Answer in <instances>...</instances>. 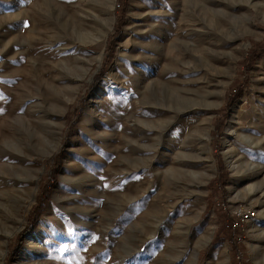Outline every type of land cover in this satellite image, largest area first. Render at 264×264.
Masks as SVG:
<instances>
[{"label":"rangeland","instance_id":"rangeland-1","mask_svg":"<svg viewBox=\"0 0 264 264\" xmlns=\"http://www.w3.org/2000/svg\"><path fill=\"white\" fill-rule=\"evenodd\" d=\"M122 7L0 0V199L22 192L0 264H264V55L241 65L264 40V0ZM241 205L258 216L237 242L224 212Z\"/></svg>","mask_w":264,"mask_h":264},{"label":"trees","instance_id":"trees-1","mask_svg":"<svg viewBox=\"0 0 264 264\" xmlns=\"http://www.w3.org/2000/svg\"><path fill=\"white\" fill-rule=\"evenodd\" d=\"M126 4H127V0H123V7L121 8L122 14L120 16L121 18L123 17ZM108 52H109V57H111L112 56L111 54H113V48H112L111 43H109ZM263 55H264V40L253 43L246 59L241 63L242 67H246L249 70L250 68H252L257 58ZM104 70L105 68H103L101 71H104ZM234 87L235 86L229 89L227 93L226 105L222 107L220 110L223 115H226L228 113L230 107L236 102L239 96L240 90L237 89V91H235ZM75 116L76 115L73 114V111L71 108L70 112L68 113L71 133H73L76 130L77 124H76ZM62 160H63V155L60 153L57 156H55L51 161L50 176L48 179L43 180L42 185L40 184L41 186H40L39 193L37 195V203L34 205L30 213V216H29V224L26 229L27 233H32L36 230L37 222L39 221V219L41 218V216L45 213L47 209V205H48L50 195H51L52 186L57 180V175L62 166ZM224 214H225L224 224L227 225V222L230 220V216L228 215L227 212H224ZM226 229L230 233V230L227 227Z\"/></svg>","mask_w":264,"mask_h":264},{"label":"bare ground","instance_id":"bare-ground-1","mask_svg":"<svg viewBox=\"0 0 264 264\" xmlns=\"http://www.w3.org/2000/svg\"><path fill=\"white\" fill-rule=\"evenodd\" d=\"M152 89V88H151ZM125 96V115L129 117L136 116V105H134V102L132 101L133 95L131 94V89L130 87L127 88V91L124 94ZM27 170L25 168V172ZM25 180H28V178H25ZM7 183V181H6ZM21 194L22 192L16 188H12L10 190H5L1 195L0 199V233L4 235V238H2L3 243H0V247L2 248L4 244L10 239L11 237L14 236V234L21 229V224H20V216H19V208L17 203H22V200L17 197L16 202L13 201V196L12 194ZM21 196V195H20ZM24 196V195H23ZM30 204V202L28 203ZM7 213H9L10 217H7ZM3 219V221H2ZM7 224H10L7 226Z\"/></svg>","mask_w":264,"mask_h":264},{"label":"built area","instance_id":"built-area-1","mask_svg":"<svg viewBox=\"0 0 264 264\" xmlns=\"http://www.w3.org/2000/svg\"><path fill=\"white\" fill-rule=\"evenodd\" d=\"M229 216L226 227L232 233L233 240L240 242L246 232V225L258 216V212L254 208L241 205Z\"/></svg>","mask_w":264,"mask_h":264}]
</instances>
